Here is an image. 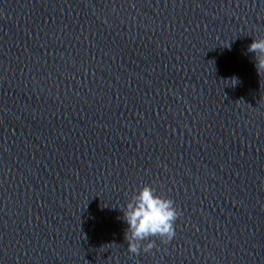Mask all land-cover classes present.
<instances>
[{
	"label": "clouds",
	"instance_id": "1",
	"mask_svg": "<svg viewBox=\"0 0 264 264\" xmlns=\"http://www.w3.org/2000/svg\"><path fill=\"white\" fill-rule=\"evenodd\" d=\"M247 50L254 54L255 67L260 73L264 70V37L254 38ZM121 210L128 226L124 233L127 251L136 256L155 246L151 237H158L164 244L170 242L176 234L175 222L181 215L171 198L157 195L149 184L134 193Z\"/></svg>",
	"mask_w": 264,
	"mask_h": 264
}]
</instances>
